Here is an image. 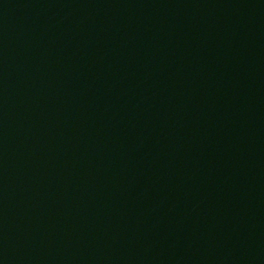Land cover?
<instances>
[{
  "label": "water",
  "instance_id": "1",
  "mask_svg": "<svg viewBox=\"0 0 264 264\" xmlns=\"http://www.w3.org/2000/svg\"><path fill=\"white\" fill-rule=\"evenodd\" d=\"M0 264H264V0H0Z\"/></svg>",
  "mask_w": 264,
  "mask_h": 264
}]
</instances>
